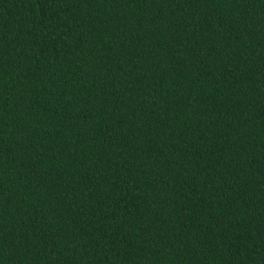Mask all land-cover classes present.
Returning <instances> with one entry per match:
<instances>
[{
  "label": "trees",
  "instance_id": "obj_1",
  "mask_svg": "<svg viewBox=\"0 0 264 264\" xmlns=\"http://www.w3.org/2000/svg\"><path fill=\"white\" fill-rule=\"evenodd\" d=\"M0 264H264V0H0Z\"/></svg>",
  "mask_w": 264,
  "mask_h": 264
}]
</instances>
